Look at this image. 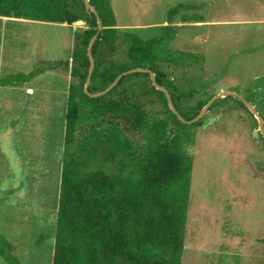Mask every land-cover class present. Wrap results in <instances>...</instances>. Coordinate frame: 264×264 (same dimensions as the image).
<instances>
[{
	"label": "rangeland",
	"instance_id": "rangeland-1",
	"mask_svg": "<svg viewBox=\"0 0 264 264\" xmlns=\"http://www.w3.org/2000/svg\"><path fill=\"white\" fill-rule=\"evenodd\" d=\"M111 3L120 33L148 40L171 24L175 37L166 50L201 55L180 71H198L200 80L181 79V89L236 92L250 98L264 118V0ZM180 4L185 7L171 16ZM19 22L0 19V78L68 58L73 33L86 28L82 21ZM72 81L67 70L48 69L28 83L0 86V233L19 264H52ZM223 98L205 113L194 143L186 147L193 170L182 264H264V140L255 116ZM156 104L162 106L159 96ZM124 132L143 143L141 136ZM108 135L106 124L87 123L74 148L93 143L89 136ZM0 264H7L1 254Z\"/></svg>",
	"mask_w": 264,
	"mask_h": 264
},
{
	"label": "trees",
	"instance_id": "trees-1",
	"mask_svg": "<svg viewBox=\"0 0 264 264\" xmlns=\"http://www.w3.org/2000/svg\"><path fill=\"white\" fill-rule=\"evenodd\" d=\"M89 1L97 14L87 11L84 0H0L2 17L86 25L73 33L74 48L68 58L40 61L33 71L0 78L1 87H11L28 83L48 69H64L75 79L66 104L52 264H182L193 170L186 147L194 143L203 117L193 124L181 122L149 73L124 75L113 89L95 98L85 93L84 85L90 66L88 45L97 34L90 93L104 90L124 71L148 68L167 88L180 114L190 120L214 96L202 89L185 91L178 84L188 76L200 80L198 71H180L188 60L197 61L201 55L166 50L175 37L171 24L148 40L120 33L111 0ZM181 7L185 6L171 9L170 15ZM97 17L102 22L99 32ZM120 44L125 49H119ZM227 98L247 109L238 98ZM221 99L225 98L209 110ZM161 111L164 115L159 116ZM87 123L106 124L109 135L89 136L93 143L83 142L76 150L77 132ZM125 130L141 136L143 143L129 139ZM11 250V243L0 233L4 261L19 264Z\"/></svg>",
	"mask_w": 264,
	"mask_h": 264
},
{
	"label": "water",
	"instance_id": "water-1",
	"mask_svg": "<svg viewBox=\"0 0 264 264\" xmlns=\"http://www.w3.org/2000/svg\"><path fill=\"white\" fill-rule=\"evenodd\" d=\"M86 9L88 12H92L94 14H97V11L95 9V7L93 5L90 4L89 0H84ZM97 25H98V32L102 29V22L100 20L99 17H97ZM80 22V21H77ZM75 23V22H74ZM97 37V34H95L92 39L90 40V43L88 45V56H89V60H90V66H89V70H88V76L84 85V91L85 93L90 96V97H99L102 96L104 94H106L107 92H109L111 89H113L114 86H116V84L118 83V81L121 79L122 76L124 75H128L131 73H137V72H142V73H149L150 77H151V81L153 86L161 91L162 93H164L166 100H167V104L169 106V108L171 109V111L177 116V118L185 123V124H193L197 121H199L204 115L205 113L209 110L210 106L218 99L223 98V97H227V96H232V97H236L238 98L244 105L245 107L255 116L257 122H258V129L260 134L263 137L264 140V118L263 116L258 112L257 108L252 104V102L248 101L244 96L236 93V92H232V91H222L219 92L218 94H214V96L202 107V109L199 111V113L192 119L190 120H186L178 111V109L175 107L174 102L171 98V95L169 93V91L167 90L166 87L160 85L157 81H156V75L153 71H151L148 68H142V67H138V68H132L129 69L127 71L122 72L121 74H119L115 80L109 85L107 86L104 90H101L99 92H95V93H90L89 92V84L91 81V77H92V73L94 70V58L92 55V47L94 44V41Z\"/></svg>",
	"mask_w": 264,
	"mask_h": 264
},
{
	"label": "crops",
	"instance_id": "crops-1",
	"mask_svg": "<svg viewBox=\"0 0 264 264\" xmlns=\"http://www.w3.org/2000/svg\"><path fill=\"white\" fill-rule=\"evenodd\" d=\"M0 19H9L10 21H12V24H17V23H21V22H19V21H32V20H28V19H20V18H12V17H2V16H0ZM15 27V26H14ZM5 38H4V33H3V36H2V40H4ZM5 44V43H4ZM11 45V43L9 44L8 43V45L7 46H10ZM12 46V45H11ZM1 47V46H0Z\"/></svg>",
	"mask_w": 264,
	"mask_h": 264
}]
</instances>
